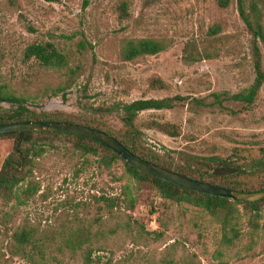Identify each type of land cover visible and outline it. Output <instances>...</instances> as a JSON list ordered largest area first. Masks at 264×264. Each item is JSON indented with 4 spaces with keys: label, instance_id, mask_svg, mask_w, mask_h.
<instances>
[{
    "label": "rangeland",
    "instance_id": "obj_1",
    "mask_svg": "<svg viewBox=\"0 0 264 264\" xmlns=\"http://www.w3.org/2000/svg\"><path fill=\"white\" fill-rule=\"evenodd\" d=\"M121 1L127 3L125 18L119 10ZM219 2L0 0V85L25 96L36 111L64 115H83L90 107L140 98L179 96L183 100L174 107L139 113L137 124L145 146L171 155L177 163L187 156L212 155L248 161L249 154L256 155L264 148V83L249 107L236 101L222 102V109L209 105L213 93L239 92L254 78L251 34L237 13L236 0H229L226 6ZM215 24L220 26L215 35L220 37L218 56L187 64L184 47L188 50L189 42L205 46L212 37L208 30ZM126 36L166 37L171 45L128 62L119 56L121 39ZM46 41L67 54V67L46 68L24 57L26 45ZM261 53L264 69V48ZM69 68L76 73L69 75ZM156 78L165 83L164 88L151 86ZM195 99L207 105L197 104ZM105 118L113 127H121L114 115ZM152 122L171 124L177 134L162 131ZM12 143L10 137L0 138V167ZM80 163L71 149L53 142L34 170L39 195L18 208L16 222L28 219L40 229L49 228L58 224L62 213L72 214L76 203L80 217L92 218L94 209L89 211L87 206L94 197L108 195L127 181L121 162L108 170L98 168L90 157L78 173ZM131 190L137 199L126 213L146 230L162 234L154 240L120 241L112 254L114 263L124 264L127 257L131 263H153L168 254L175 258L194 255L200 264H264L261 242L248 254L243 251L248 225L241 206L238 229L242 235L227 247L220 242L221 226L202 211L160 197L149 182H134ZM6 241L7 234L0 226L1 262L25 263L6 253ZM102 256L104 261L109 254ZM69 263L74 264L72 260Z\"/></svg>",
    "mask_w": 264,
    "mask_h": 264
},
{
    "label": "trees",
    "instance_id": "obj_2",
    "mask_svg": "<svg viewBox=\"0 0 264 264\" xmlns=\"http://www.w3.org/2000/svg\"><path fill=\"white\" fill-rule=\"evenodd\" d=\"M229 0H220L226 6ZM237 13L251 34L250 53L254 71L252 83L236 93H213L214 100L209 105H216L222 109V102L236 101L244 107H249L258 96L264 83V69L262 53L264 48V0H236ZM127 3L121 1L119 10L126 17ZM220 26L215 24L209 28L208 34L212 37L200 48L196 43L189 42L190 48L184 60L187 64L202 59H211L218 56L217 42L220 37L215 35ZM215 44V46H214ZM171 45L166 37H136L129 36L121 39L119 56L122 60L131 62L135 59L155 55ZM190 49V50H189ZM25 58H32L46 68L62 69L68 66V56L61 52L53 42H33L23 50ZM69 75L76 70L69 68ZM154 88H164L165 83L158 78L151 81ZM62 88H59V91ZM64 96V94H63ZM183 100L179 96L162 98H140L131 102H118L111 105L90 107L87 114L64 115L61 112L36 111L27 104V98L16 93L7 85H0V125L17 121H64L77 123L103 131L117 139L134 155L161 166L180 175L217 184L229 190L254 191L264 188V148L261 147L256 155H248V161L241 162L239 156L226 158L212 156H187L181 163L175 162L174 157L160 153L145 146L142 142L143 132L137 124L139 113L146 110H159L174 107ZM197 104L207 105L200 99ZM6 104L7 106H4ZM114 115L121 123L115 128L107 122L106 116ZM154 123V127L171 133L176 131L168 123ZM1 137H10L13 140L12 149L4 158L0 167V226L7 234L5 245L9 256L18 257L27 264H120L112 261L115 247L120 241L158 239L162 231L146 230L144 225L133 219L126 211L131 210L136 203V196L131 190L134 182H149L160 197L176 204H187L202 211L221 226V245L232 246L242 235L238 229L242 207L247 215L248 225L247 244L243 251L248 254L261 242L264 245V199L253 202H238L228 198L218 197L195 191L186 190L150 174L137 170L123 158L100 143L66 132H13L0 134ZM61 142L64 146L80 158L82 166L77 172H82L84 164L92 157L98 168L110 170L115 163L121 162L128 178L125 184L117 187L108 195L95 196L87 206L89 211L94 209V217H80V206L74 204L72 214L62 213L57 225L40 229L28 219L16 222L15 216L20 206L39 195L40 183L34 177V170L38 160L42 158L53 142ZM215 168H232L233 174L223 176L213 171ZM119 179H116L118 181ZM102 253H108L107 260H102ZM222 252H218L221 255ZM134 261V262H133ZM129 257L124 264H200L193 255L175 258L165 254L156 262L141 263ZM15 263V264H25ZM0 264L1 262L0 257Z\"/></svg>",
    "mask_w": 264,
    "mask_h": 264
},
{
    "label": "water",
    "instance_id": "obj_3",
    "mask_svg": "<svg viewBox=\"0 0 264 264\" xmlns=\"http://www.w3.org/2000/svg\"><path fill=\"white\" fill-rule=\"evenodd\" d=\"M23 131L66 132L94 140L112 150L115 154L119 155L125 160V162L135 167L137 170L170 182L171 184L180 186L186 190L216 195L218 197L228 198L238 202H253L262 198L264 199V188L247 192L229 190L224 187L217 186V184H212L171 172V170L165 169L134 155L126 149L122 143L115 139V137L103 131L82 126L77 123L64 121L37 122L25 120L0 125V134ZM213 172L217 175L227 176L233 174L235 170L232 168H215Z\"/></svg>",
    "mask_w": 264,
    "mask_h": 264
}]
</instances>
